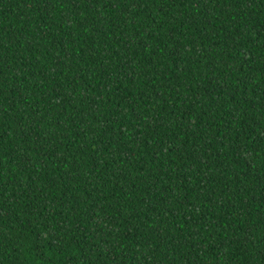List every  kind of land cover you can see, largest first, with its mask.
I'll return each mask as SVG.
<instances>
[{
	"label": "trees",
	"instance_id": "1",
	"mask_svg": "<svg viewBox=\"0 0 264 264\" xmlns=\"http://www.w3.org/2000/svg\"><path fill=\"white\" fill-rule=\"evenodd\" d=\"M0 264H264V0H0Z\"/></svg>",
	"mask_w": 264,
	"mask_h": 264
}]
</instances>
